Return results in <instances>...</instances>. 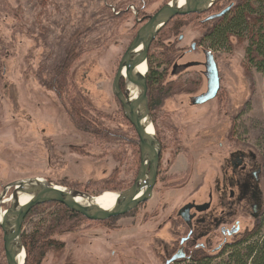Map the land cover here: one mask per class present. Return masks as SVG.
Returning a JSON list of instances; mask_svg holds the SVG:
<instances>
[{
  "label": "rangeland",
  "instance_id": "374dc122",
  "mask_svg": "<svg viewBox=\"0 0 264 264\" xmlns=\"http://www.w3.org/2000/svg\"><path fill=\"white\" fill-rule=\"evenodd\" d=\"M169 1L0 0V193L7 184L26 178H43L71 189L87 183L89 190L77 191L91 196L121 192L133 184L139 168L138 139L122 116L111 84L138 29ZM217 2L222 10L240 0ZM253 7L258 12L261 4ZM217 13L209 9L184 16L180 20L184 27L174 35L166 33L168 38L159 43L173 45L177 53L168 68L153 65L157 73L166 72L162 85H173V91L150 115L161 146L152 198L126 216L102 223L86 220L75 232L55 237L64 248L47 252L41 264H164L186 233L177 235L168 225L167 217L178 206L172 200L197 190L198 173L206 168L203 160L227 149L231 139L264 146V73L244 68L245 41L231 36L228 44L210 48L220 89L212 101L190 104L206 90L201 48L208 43L203 41V25L207 16ZM193 43L199 48L188 52ZM69 48L79 58L66 84L70 80L90 102L84 106L91 119L84 121L89 132L78 130L69 119L71 90L60 98L47 88L52 68ZM159 51L153 48L151 56L156 53L157 58ZM172 66L183 70L179 76H172ZM186 167L190 175L186 174L184 189L166 184L167 170L177 174ZM57 211L51 204L32 209L22 235L48 226ZM252 228L251 221L241 225L240 235ZM260 233L264 235V226ZM0 264H6L1 230Z\"/></svg>",
  "mask_w": 264,
  "mask_h": 264
},
{
  "label": "water",
  "instance_id": "95a60500",
  "mask_svg": "<svg viewBox=\"0 0 264 264\" xmlns=\"http://www.w3.org/2000/svg\"><path fill=\"white\" fill-rule=\"evenodd\" d=\"M218 0H170L153 15L146 18L135 37L123 53L111 84V93L121 106L124 118L130 123L138 139L139 168L133 184L126 190L112 193L114 203L103 208L96 202L98 196L57 185L43 178H26L3 187L0 193V230L6 264H25L26 253L22 245V225L29 212L41 205L58 204L90 222H104L128 215L147 203L153 194L159 166L160 145L153 132L147 104L148 52L166 25L177 16L206 13ZM232 4L205 21L224 16ZM206 90L192 97L190 104L199 106L212 101L220 89V78L213 55L205 52ZM144 66V72L139 69ZM123 87V91L121 90ZM151 128V132L148 129ZM11 190L10 194L9 191ZM3 204L8 208L2 210ZM173 256L167 264L182 257Z\"/></svg>",
  "mask_w": 264,
  "mask_h": 264
},
{
  "label": "trees",
  "instance_id": "16d2710c",
  "mask_svg": "<svg viewBox=\"0 0 264 264\" xmlns=\"http://www.w3.org/2000/svg\"><path fill=\"white\" fill-rule=\"evenodd\" d=\"M259 2L261 9L257 12L254 10L253 4ZM263 1L258 0H240L232 9L224 16L207 22L204 27V36L211 47H220L229 43V38L234 36L239 41H245L244 49V68L254 70L257 73H264V6ZM216 2L210 12H220ZM218 9V10H217ZM191 16H197L193 14ZM184 16L173 18L165 28L157 35L148 52V72L146 75L147 82V104L150 115L155 109L160 108L167 99L172 95L173 85H162L163 76L166 72L157 73L159 66H168L173 64V59L177 53L176 47L173 45L159 44L161 39L168 38L164 35H174L184 24H181ZM167 31V32H166ZM157 40V41H156ZM158 48L157 54L151 56V50ZM150 54V56H149ZM79 55L75 49L69 48L52 68L51 79L47 83V88L57 94L58 97L66 95L67 89H70L69 109L67 114L72 124L83 132H89L91 129L86 122L88 119L84 106H90V102L80 91L75 89L76 85L66 79L72 65L77 62ZM156 66V68L153 67ZM174 66H172L173 69ZM176 67V66H175ZM70 86V87H68ZM68 87V88H67ZM64 88V89H63ZM121 88H123L121 86ZM121 110V108H120ZM122 112V110H121ZM123 116V113H122ZM124 117V116H123ZM91 120V119H88ZM86 121V122H84ZM127 122V120H125ZM128 123V122H127ZM129 124V123H128ZM130 125V124H129ZM131 126V125H130ZM132 127V126H131ZM133 129V128H132ZM134 131V129H133ZM115 136V135H110ZM105 184L104 186H106ZM89 184L73 188L75 190L84 189L83 192L89 190ZM55 205L58 211L54 213L48 226L38 227L28 236L22 235V245L26 253L25 264H41L45 255L49 251L59 252L64 248V243L59 242L55 237L71 234L85 222L82 216L71 212L58 204ZM102 223V222H100ZM264 226V221L254 226L252 229L245 230L232 243L225 245L219 252L211 255L205 250H193L188 255L185 264H264V235L260 230ZM43 228V229H42Z\"/></svg>",
  "mask_w": 264,
  "mask_h": 264
},
{
  "label": "flooded vegetation",
  "instance_id": "af4514ba",
  "mask_svg": "<svg viewBox=\"0 0 264 264\" xmlns=\"http://www.w3.org/2000/svg\"><path fill=\"white\" fill-rule=\"evenodd\" d=\"M203 41L208 43L205 36ZM197 48L199 46L193 43L188 52H194ZM210 48L208 44L207 48H201L204 55V76L205 52L213 55ZM213 58L216 63L214 55ZM180 71L183 70L174 66L171 74L179 76ZM209 155V159L203 160L206 168L201 174L198 173L197 190L182 192L172 200L173 206H178L174 209L175 212L167 217L168 225L177 235L186 233L179 237L176 247L165 259L164 264L173 256L180 255V252L182 257L169 264L183 263L193 250H210L209 253L213 255L239 237L241 225L251 221L254 227L264 221V146L259 148L254 144L234 142L231 139L227 149H219ZM207 169L210 170L209 174ZM159 171L158 167L156 182ZM188 171V167L183 173L177 174L167 170V178H162L161 173L160 178L167 180L166 184L169 186L179 187L180 184L183 187L178 189H184L189 180ZM201 240H204V243H201ZM215 240H219L218 244L208 249L207 246H211Z\"/></svg>",
  "mask_w": 264,
  "mask_h": 264
},
{
  "label": "bare ground",
  "instance_id": "6f19581e",
  "mask_svg": "<svg viewBox=\"0 0 264 264\" xmlns=\"http://www.w3.org/2000/svg\"><path fill=\"white\" fill-rule=\"evenodd\" d=\"M222 11V10H221ZM219 13V12H218ZM214 15V14H213ZM211 16V15H209ZM208 16V17H209ZM206 19V18H205ZM205 21V20H204ZM205 22H210V21H205ZM145 68L144 66H142L139 71L142 73L144 72ZM121 90L123 91V88H121ZM117 101V100H116ZM118 102V101H117ZM119 107L121 108L120 104L118 103ZM130 124V123H129ZM151 128L148 129V132H151ZM153 132L155 133V129L153 127ZM160 145V143H159ZM160 153H161V146H160ZM159 161H160V158H159ZM159 167V166H158ZM158 172V171H157ZM135 180V179H134ZM134 182V181H133ZM114 199H115V196L112 194V192H104L100 197H97L96 199V202L98 203V205H100L101 207L103 208H109L113 205L114 203ZM3 205H6V204H3ZM131 213V212H130ZM2 215V213H1ZM1 215H0V218H1Z\"/></svg>",
  "mask_w": 264,
  "mask_h": 264
}]
</instances>
